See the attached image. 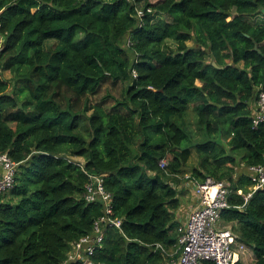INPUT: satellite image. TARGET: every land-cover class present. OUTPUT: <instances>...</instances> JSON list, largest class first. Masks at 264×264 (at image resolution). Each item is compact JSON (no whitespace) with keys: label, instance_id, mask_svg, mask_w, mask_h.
<instances>
[{"label":"trees","instance_id":"16d2710c","mask_svg":"<svg viewBox=\"0 0 264 264\" xmlns=\"http://www.w3.org/2000/svg\"><path fill=\"white\" fill-rule=\"evenodd\" d=\"M262 91L264 0H0V153L17 164L0 264H65L107 215L84 197L91 175L122 221L93 264L176 259L187 175L230 184L221 217L264 264Z\"/></svg>","mask_w":264,"mask_h":264},{"label":"built area","instance_id":"2783aa9c","mask_svg":"<svg viewBox=\"0 0 264 264\" xmlns=\"http://www.w3.org/2000/svg\"><path fill=\"white\" fill-rule=\"evenodd\" d=\"M150 11V10H149ZM140 16L143 11H139ZM264 122V91L259 95L254 123L255 126ZM162 161L161 166L165 167ZM256 173L254 181L257 183L255 190L264 187V168L253 167ZM17 164L6 153H0V200L9 192L15 184ZM186 179L192 183L197 205L190 212L185 224L179 227L178 244L173 255L172 264H237L241 261L246 246L237 243L235 234L229 230L217 229L222 212L232 206L229 203L231 194L230 184L224 181H216L211 177L200 181L191 175ZM252 194H249L248 198ZM84 197L87 202H101L105 205L107 215L113 214L112 195L106 191L104 178L101 176H90L89 183L85 186ZM102 217L96 222L94 232L78 241L70 252L65 264L85 261V264H93L90 257L94 255L98 247L104 242V228L116 227L121 229L122 221L112 219L109 216Z\"/></svg>","mask_w":264,"mask_h":264},{"label":"rangeland","instance_id":"374dc122","mask_svg":"<svg viewBox=\"0 0 264 264\" xmlns=\"http://www.w3.org/2000/svg\"><path fill=\"white\" fill-rule=\"evenodd\" d=\"M158 1H160V0H151L152 3H157ZM163 18H165V17H163ZM155 19H158V18L156 17ZM167 19L170 20V18H168V17H167ZM260 19H262V18H260ZM188 44L191 45V46H193V42H188ZM2 76H3L4 79L10 80V81L12 79L11 72H5V73H3ZM188 122H189L190 130L192 132H194V134H195V139H197V138L200 139L201 138V134H200V132L198 130V127H197V124H196V117H195V115L193 113L188 116ZM222 143H223V141H222ZM238 161H239V158H238ZM239 163H241V162H239ZM197 164H198L197 154H196V151H193V155H192L191 162L189 163V167L191 168L193 166H196ZM236 169H237L238 175L239 174H242V173L243 174L246 173V168H245V166L243 164H240L239 166H237ZM182 182H184V181H182ZM182 182L178 186H181V184H183ZM187 192L188 191L181 192L182 196L184 195L185 197H187L188 196ZM238 193L239 194H243L242 191H239ZM248 196L249 195H247L246 197L248 198ZM185 197H181V202H182V206L183 207L187 205V200H186ZM231 225L232 224H226L224 222V220L222 219V217H221V219H220V221H219V223L217 225V229H223V230H229L230 229L231 230L232 229L231 228L232 227ZM246 252H247V249L244 252V254ZM249 253H252V251H249ZM250 255L252 256V254H250ZM245 256L243 257L244 260L242 259V257H241V260L244 261V262H246L247 264H250V262L252 260L251 257L250 256L249 257L246 256V259H245Z\"/></svg>","mask_w":264,"mask_h":264},{"label":"crops","instance_id":"0c3cea01","mask_svg":"<svg viewBox=\"0 0 264 264\" xmlns=\"http://www.w3.org/2000/svg\"><path fill=\"white\" fill-rule=\"evenodd\" d=\"M183 184H181V186H179V191L180 192H184V191H188L187 192V194H188V196L187 197H185L184 195L182 196V194H181V197H185L186 198V200H187V205L186 206H184V210L183 211H179L178 213H177V219L182 223V224H185L186 223V221H187V219H188V216H189V214H190V212L192 211V209L197 205V197L195 196V194H194V192H193V190H192V188L188 185V183L187 182H182ZM246 249H247V252L244 254H242L243 256H241L242 257V259H243V257L246 255V256H250L251 257V262H250V264H255V261H256V257H255V255H254V253H253V250L251 249V248H249V247H246ZM249 251H252V253H249ZM174 253V251H170V254H173ZM250 254H252V256L250 255ZM246 256H245V259H246ZM244 260V259H243ZM242 261V260H241ZM242 263L243 264H247L246 262H244V261H242ZM168 264H172V262H171V258H170V261H169V263Z\"/></svg>","mask_w":264,"mask_h":264},{"label":"water","instance_id":"95a60500","mask_svg":"<svg viewBox=\"0 0 264 264\" xmlns=\"http://www.w3.org/2000/svg\"><path fill=\"white\" fill-rule=\"evenodd\" d=\"M214 66H215V67H218V65H217L216 63H214Z\"/></svg>","mask_w":264,"mask_h":264}]
</instances>
